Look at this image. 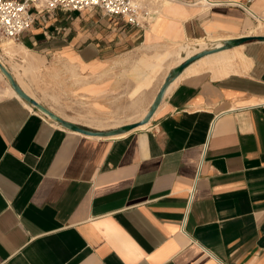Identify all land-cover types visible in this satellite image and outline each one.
Returning <instances> with one entry per match:
<instances>
[{
    "label": "crops",
    "instance_id": "0c3cea01",
    "mask_svg": "<svg viewBox=\"0 0 264 264\" xmlns=\"http://www.w3.org/2000/svg\"><path fill=\"white\" fill-rule=\"evenodd\" d=\"M246 1L158 0L144 28L54 11L18 47L88 71L112 41L263 36L248 10L264 18V0ZM226 50L187 66L146 124L114 137L63 128L0 88V264H264V41ZM159 55L128 71L133 93Z\"/></svg>",
    "mask_w": 264,
    "mask_h": 264
},
{
    "label": "rangeland",
    "instance_id": "374dc122",
    "mask_svg": "<svg viewBox=\"0 0 264 264\" xmlns=\"http://www.w3.org/2000/svg\"><path fill=\"white\" fill-rule=\"evenodd\" d=\"M98 15L100 19L102 13L98 12ZM251 21L255 29L259 23L253 19ZM257 31L264 33V25H261ZM3 43H9L10 51L23 50L18 47L19 43L3 41L0 45ZM113 44L114 41L110 42V52L106 55L102 66L95 65L96 69L90 66L88 71L77 66L74 61L60 58L55 61L48 60L47 63L36 60L35 68L25 71L18 58L6 59L1 50L0 55L5 58L3 66L8 73L12 77L14 75L42 107L68 122L77 123L90 130L110 131L143 119L142 111L149 110L151 95L158 88L163 77L169 73L168 69L174 65L173 61H167L169 54L167 49L175 48L177 45L174 43L152 46L124 45L114 49ZM156 52H160V55L157 56L155 63L161 69L156 74L150 75L152 79L143 93H133L135 82L128 76L131 74L128 71L139 58L153 61L152 57ZM0 75V88H4L9 81L3 73ZM97 123L99 127L94 125Z\"/></svg>",
    "mask_w": 264,
    "mask_h": 264
},
{
    "label": "built area",
    "instance_id": "2783aa9c",
    "mask_svg": "<svg viewBox=\"0 0 264 264\" xmlns=\"http://www.w3.org/2000/svg\"><path fill=\"white\" fill-rule=\"evenodd\" d=\"M157 1L0 0V43H20L22 36L31 30L37 19H44L54 11L71 13L95 9L128 26L144 28L152 16L149 5ZM253 1L255 0H247L246 5ZM232 4L246 8L239 3Z\"/></svg>",
    "mask_w": 264,
    "mask_h": 264
},
{
    "label": "water",
    "instance_id": "95a60500",
    "mask_svg": "<svg viewBox=\"0 0 264 264\" xmlns=\"http://www.w3.org/2000/svg\"><path fill=\"white\" fill-rule=\"evenodd\" d=\"M252 40H262L264 41V35L263 36H247V37H241L238 39H230L227 40L223 46L216 48V49H210L207 51H203L200 53H197L189 58H187L186 60H184L182 63H180L179 65H177V67H175L172 71H170L166 77L164 82L162 83L157 95L155 96V99L152 101V104L149 108L148 113L145 115V117H143V119H141L140 121L137 122H133L127 125H123L117 129H113L110 131H95V130H90L84 126H80L77 125L75 123L72 122H68L58 116H56L55 114H53L52 112H50L49 110L45 109L44 107H42L39 102L37 100H35L34 98H32L30 95H28L14 80V78L8 73V71L2 67V65L0 64V70L1 72L6 76V78L9 81L10 86L14 89V91L19 95V97L21 99H23L24 101H26L28 104H30L32 107L36 108L38 111L42 112L43 114H47L50 116V119H52V121L54 122H58L60 126H62L63 128H66L70 131L73 132H77L83 135H87V136H92V137H114L118 134L127 132L129 130H132L134 128H137L139 126H142L144 124H146L148 122V120L151 118L152 114L154 113V111L156 110V108L158 107L162 95L165 91V89L168 86V83L173 80L178 74H180L187 66H189L191 63H193L194 61L198 60L199 58H202L206 55H210L222 50H226L229 48H232L234 46H238L242 43L248 42V41H252Z\"/></svg>",
    "mask_w": 264,
    "mask_h": 264
},
{
    "label": "bare ground",
    "instance_id": "6f19581e",
    "mask_svg": "<svg viewBox=\"0 0 264 264\" xmlns=\"http://www.w3.org/2000/svg\"><path fill=\"white\" fill-rule=\"evenodd\" d=\"M248 12L259 23V25L257 27H261V25H264V18L255 15L250 10H248ZM226 41L227 40L225 38L212 39V40H209L208 42L207 41H203V40H196V41H192V42L179 43V44L176 45L175 48H168L167 51L169 52V54H168V60L167 61L169 62V60H171V61L174 62V65L171 66L168 69L169 72L172 71L175 67H177V65L182 63L187 58H189V57H191V56H193V55H195L197 53L203 52V51L219 48V47L223 46ZM8 44L9 43H7V44L3 43V44L0 45V47H1L0 50L3 52V55L7 59L15 60L16 58H18L20 60V62L23 64L24 70H28L34 65L32 60L25 54V50L24 49L23 50H18V51H10V48L8 47ZM222 54H223V52H222ZM224 54H225V52H224ZM227 54H228V51H227ZM0 64L2 65V67H4L2 62H1V60H0ZM1 73L2 72L0 70V74ZM171 82H172V80L168 83V86L170 85ZM6 91H7L8 94L14 95V96L20 98L19 95L14 91V89L9 84H7ZM31 97L33 98V96H31ZM148 111H147V113H148ZM44 115L50 118L49 115H47L45 113H44ZM145 115H144V117H145ZM56 123L59 125L58 122H56ZM94 125L98 126V127L100 126L98 123L94 124ZM121 134H123V133H121ZM118 135H120V134H118Z\"/></svg>",
    "mask_w": 264,
    "mask_h": 264
}]
</instances>
